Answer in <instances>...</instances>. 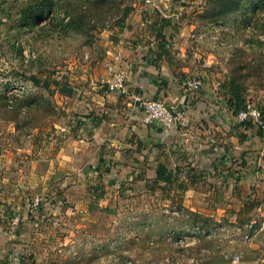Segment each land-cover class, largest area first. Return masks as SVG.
I'll return each instance as SVG.
<instances>
[{
    "label": "rangeland",
    "instance_id": "rangeland-1",
    "mask_svg": "<svg viewBox=\"0 0 264 264\" xmlns=\"http://www.w3.org/2000/svg\"><path fill=\"white\" fill-rule=\"evenodd\" d=\"M145 3L0 0V220L7 216L4 228L12 231L0 230V251L10 253L0 255V264L11 258L23 264H264V201L254 199L261 205L249 214L248 199L219 195L215 182L199 178L187 192H177L175 183L172 194L136 189L93 203L73 187L82 184L78 167L57 158L68 138L80 140L72 128L103 102L123 69L117 62L124 10L146 12ZM153 11L161 16L162 41L173 46L179 35L174 47L186 43L197 68L190 76L207 87L236 77L250 107H264V0H170L165 15ZM33 74L48 77L50 90L34 84ZM237 122L260 129L252 118ZM249 215L258 228L247 241L239 221ZM151 220H165L166 227L151 229ZM214 221L223 228L210 235L196 229L197 222ZM5 239L11 241L6 252ZM99 244L105 252H94Z\"/></svg>",
    "mask_w": 264,
    "mask_h": 264
},
{
    "label": "crops",
    "instance_id": "crops-1",
    "mask_svg": "<svg viewBox=\"0 0 264 264\" xmlns=\"http://www.w3.org/2000/svg\"><path fill=\"white\" fill-rule=\"evenodd\" d=\"M168 1L162 0L158 8L164 15ZM144 8L146 12L135 8L131 13L124 32L125 44L118 48L117 64L127 72L124 89L108 90L95 109H86L82 124L75 130L82 137L78 141L68 138L57 154V158L62 157L80 171L75 176L82 184L75 183L73 187L82 188L93 203L136 189L143 194H172L175 188L171 192V187L166 186L163 191L154 183L159 164H164L174 170L181 167L182 173H195L197 181L202 178L215 182L213 190L217 188L219 195L227 193L241 200L264 201V176L258 174L264 171V129L246 130L245 125L237 122L221 82L215 81L211 87L202 83L194 93L184 88V79L197 70L192 58L186 56L187 45L174 47L182 42L179 35L173 38V46L162 41L165 33L158 23L161 16L147 3ZM139 99H158L182 110L186 125L167 129L158 124L145 125ZM182 173L180 177L185 179ZM91 185H97L98 192L104 194L96 198ZM222 212L216 214L222 217ZM2 216L0 230L5 234L9 231L4 228L8 217ZM161 223L151 220V229L162 230L165 220ZM17 233L18 230L14 234ZM6 240L9 239L2 246L4 252L11 248V241ZM105 245L99 244L94 252H103ZM9 254L0 251L5 259ZM10 260L9 264H23L19 258Z\"/></svg>",
    "mask_w": 264,
    "mask_h": 264
},
{
    "label": "trees",
    "instance_id": "trees-1",
    "mask_svg": "<svg viewBox=\"0 0 264 264\" xmlns=\"http://www.w3.org/2000/svg\"><path fill=\"white\" fill-rule=\"evenodd\" d=\"M146 2V0H145ZM158 11L159 9L156 8ZM133 10H135V7L133 6H129L124 10V15L123 18L120 19L118 21V24L121 28H124L126 25V21L125 18H127L132 12ZM42 12H40L39 15H41ZM35 16L33 18L34 21H36L38 19V16ZM160 28L162 29L163 27L160 26ZM31 80L34 82V84L38 85V86H43L44 88H47L50 90L51 87V81L50 79H48V77L46 78H41L38 75H31ZM55 84H58V81L55 80ZM222 90L224 91L223 93L228 97V102L230 107L233 109L235 114H238L240 111L242 110H246L250 107V102L247 98L246 95V88L245 86L240 82V80L236 77H229L227 78L223 83H222ZM109 90V89H108ZM262 111V115H263V119H264V107L261 108ZM83 122V121H82ZM81 122V124H82ZM152 125V124H151ZM246 126H248V124H246ZM76 130V128H72V132L74 133ZM183 169L181 167H177L175 170L174 169H169L166 165L164 164H159L158 168H157V178L154 180V183L156 184V186H158L161 190H165L166 186H174L175 183H177V187L182 190L185 191L187 190L190 185L195 184L197 182V175L189 170L186 171V173H182ZM183 174L185 177V179H181L180 174ZM160 182H164L165 185H159ZM91 189L93 190V195L96 198H100L103 194L104 191L102 193H99V187L97 185H91L90 186ZM258 203H255L254 201H247L246 202V212H251V210H253L254 208L257 207ZM6 212L8 213V210H6ZM11 213V212H10ZM196 217V215H195ZM245 220V219H244ZM201 222V221H199ZM199 222H197L196 224V229H201L200 232H206V234L204 235H210V233H213L215 231H217L222 224L220 225L217 222H212L209 224H202L201 227H199ZM241 229H242V233H240V236L242 237V239H244V235L248 234L249 236H253L255 230L258 228L257 222L254 223V219L252 218L251 215H249L246 218V221H239ZM230 225V224H229ZM245 225H248V227H246ZM231 226V225H230ZM165 234V233H164ZM205 237V236H204ZM205 240V239H203ZM181 243V242H180Z\"/></svg>",
    "mask_w": 264,
    "mask_h": 264
},
{
    "label": "built area",
    "instance_id": "built-area-1",
    "mask_svg": "<svg viewBox=\"0 0 264 264\" xmlns=\"http://www.w3.org/2000/svg\"><path fill=\"white\" fill-rule=\"evenodd\" d=\"M146 3L154 7V9L158 8V6L156 5V0H146ZM126 79L127 72L124 69L116 71L114 73L113 80L109 83V89L111 91L124 89ZM201 84V80L193 76L186 77L183 82L184 88L189 90L191 93L198 91L201 87ZM139 107L143 114L142 122L145 125L158 124L165 129L171 128L173 126L186 125L185 113L182 110L177 109L176 107L168 105L164 101L158 99H139ZM251 118L259 124L258 126L264 128V119L262 111L260 109L249 107L248 109L242 110L237 114V120L241 123H244ZM258 174L264 176V171L260 170L258 171ZM245 226L248 227V225ZM240 232L242 233L241 228ZM252 238L253 236L251 237L248 234L244 235V239L247 241H250ZM180 240L182 241V239ZM168 259L169 257L163 258V260ZM237 260H239L238 255L233 257V261L235 263H239Z\"/></svg>",
    "mask_w": 264,
    "mask_h": 264
},
{
    "label": "water",
    "instance_id": "water-1",
    "mask_svg": "<svg viewBox=\"0 0 264 264\" xmlns=\"http://www.w3.org/2000/svg\"><path fill=\"white\" fill-rule=\"evenodd\" d=\"M161 4H162V0H156V5L158 6L159 9L161 7Z\"/></svg>",
    "mask_w": 264,
    "mask_h": 264
}]
</instances>
